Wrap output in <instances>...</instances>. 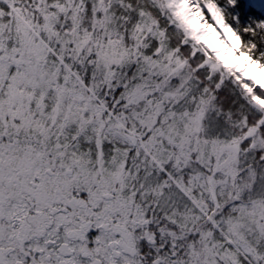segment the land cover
Wrapping results in <instances>:
<instances>
[{"label":"snow or ice","instance_id":"obj_1","mask_svg":"<svg viewBox=\"0 0 264 264\" xmlns=\"http://www.w3.org/2000/svg\"><path fill=\"white\" fill-rule=\"evenodd\" d=\"M0 264H264V0H0Z\"/></svg>","mask_w":264,"mask_h":264}]
</instances>
